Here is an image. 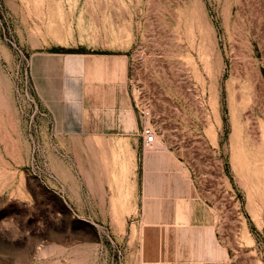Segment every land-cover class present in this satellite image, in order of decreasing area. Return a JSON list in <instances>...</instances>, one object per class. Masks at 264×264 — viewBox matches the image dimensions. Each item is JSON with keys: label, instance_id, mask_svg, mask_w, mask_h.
<instances>
[{"label": "rangeland", "instance_id": "374dc122", "mask_svg": "<svg viewBox=\"0 0 264 264\" xmlns=\"http://www.w3.org/2000/svg\"><path fill=\"white\" fill-rule=\"evenodd\" d=\"M0 7V264L128 263L138 232L132 155L142 147L141 126L156 135L145 152H172L190 175L228 264H264V0ZM69 54L95 55L67 65L69 91L83 89L100 107H113L115 91L123 92L132 136L81 143L58 135L34 77L58 67L44 57ZM17 92L32 95L47 117L23 116Z\"/></svg>", "mask_w": 264, "mask_h": 264}, {"label": "crops", "instance_id": "0c3cea01", "mask_svg": "<svg viewBox=\"0 0 264 264\" xmlns=\"http://www.w3.org/2000/svg\"><path fill=\"white\" fill-rule=\"evenodd\" d=\"M67 56L71 58L44 57L43 60L55 61L58 67L40 75L35 73L34 77L39 101L50 111L58 135L69 136L81 143L110 142L116 136H132L137 130L136 122L126 120L128 110L120 105L123 92L115 91L113 107H100L87 101L83 89L75 92L71 88L69 91L67 65L84 62L73 57L95 55ZM126 64L127 57L119 56L117 65L120 71L126 68ZM116 111L122 112L118 119L114 116ZM82 150L84 157L88 154L84 145ZM138 155L136 252L125 264H228V251L218 240L207 202L197 192L176 156L172 152L146 153L141 144L134 147L132 161L136 162ZM81 168L83 174L84 167Z\"/></svg>", "mask_w": 264, "mask_h": 264}, {"label": "built area", "instance_id": "2783aa9c", "mask_svg": "<svg viewBox=\"0 0 264 264\" xmlns=\"http://www.w3.org/2000/svg\"><path fill=\"white\" fill-rule=\"evenodd\" d=\"M17 99H18L17 103H18L19 112L27 119L29 118L30 121H32L34 117L38 116V114L47 117V114L44 113L43 111H42L43 114L40 113L39 106L35 101V98L32 95H30L28 92H24V93L17 92ZM22 100L26 101L28 104L25 106L24 104H22ZM140 136L142 142V149L143 150L153 149L156 141V135L154 129L149 126H141Z\"/></svg>", "mask_w": 264, "mask_h": 264}, {"label": "bare ground", "instance_id": "6f19581e", "mask_svg": "<svg viewBox=\"0 0 264 264\" xmlns=\"http://www.w3.org/2000/svg\"><path fill=\"white\" fill-rule=\"evenodd\" d=\"M72 64V63H71ZM71 65L68 66V69H70ZM71 86V85H70ZM73 86V85H72Z\"/></svg>", "mask_w": 264, "mask_h": 264}]
</instances>
